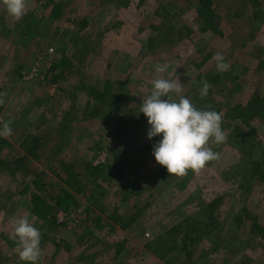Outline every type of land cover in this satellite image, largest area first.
<instances>
[{"label":"rangeland","instance_id":"rangeland-1","mask_svg":"<svg viewBox=\"0 0 264 264\" xmlns=\"http://www.w3.org/2000/svg\"><path fill=\"white\" fill-rule=\"evenodd\" d=\"M203 1L28 0L19 22L0 4V121L12 120L0 137V264H26L9 238L24 215L42 233L38 264H264V0H209L216 18L202 32ZM157 64L222 117L226 140L209 145L219 159L199 174L160 177L162 136L148 139L140 112ZM64 178L79 206L54 210L51 234L31 196Z\"/></svg>","mask_w":264,"mask_h":264},{"label":"clouds","instance_id":"clouds-1","mask_svg":"<svg viewBox=\"0 0 264 264\" xmlns=\"http://www.w3.org/2000/svg\"><path fill=\"white\" fill-rule=\"evenodd\" d=\"M9 16L19 22L28 10V0H0ZM216 71L224 73L230 65L221 52L212 58ZM166 66H155L156 78L151 81L150 95L142 99L140 112L150 128L147 137L162 136L154 146L152 155L157 164L166 168L170 176L183 177L191 170L199 174L205 166L219 159V154L210 147V142L219 145L226 140L222 130V117L215 110L198 109L190 99L180 95L183 85L179 79L163 78ZM195 83V81H193ZM201 98L208 94L211 85L206 80L199 82ZM175 94L178 99H173ZM0 93V105L5 103ZM12 120L0 121V137L12 134ZM41 230L35 227L27 215L16 218L9 238L15 243L19 260L26 264H38L42 249Z\"/></svg>","mask_w":264,"mask_h":264},{"label":"trees","instance_id":"trees-1","mask_svg":"<svg viewBox=\"0 0 264 264\" xmlns=\"http://www.w3.org/2000/svg\"><path fill=\"white\" fill-rule=\"evenodd\" d=\"M209 0H204L203 2H201L199 8H197V22L198 20L202 21L201 23V31H207L208 28H210L211 26H213L214 24V18H216V15L214 13V10L211 8L210 2H208ZM252 5L257 9L259 3L257 2V0H254L252 2ZM54 11H58V9H54ZM65 68V67H63ZM66 69V68H65ZM63 72V71H62ZM253 109V108H252ZM246 118V116H245ZM4 141V140H2ZM3 143H7L6 141H4ZM35 143H37V139H35ZM37 147V144H35V146L33 148H29V152H32L34 148ZM2 164H5V162H3ZM8 164V163H7ZM253 164V163H252ZM5 167V165H4ZM11 164L9 163L7 165V168H10ZM261 167L260 163H255V167L253 168H259ZM72 168V165H67L64 168V172L66 174V177H68L67 175L70 173ZM88 169H90V174L91 176H95L97 175L99 172L102 173L101 170H99L96 167H88ZM168 172L166 170L165 167L162 168V170L160 171V177L161 178H165L167 176ZM257 175V172H252L251 173V177H255ZM65 179V178H64ZM64 184L59 186L57 188V192H55V194L51 195V194H47L44 197H41L38 194H32V209L31 212L34 216L39 217L40 219L44 220L45 225H46V231L53 234L55 233L58 228H60V224H58L56 222V220L53 218H51L52 212L54 210H63V211H70L72 209H75L79 206V202L76 199V197L67 189V186H69L71 184V180H69L68 178H66L63 182ZM215 204L212 203L211 207H213ZM46 217H50L51 219L47 220L48 218ZM119 216H115V217H111V219L113 221H116L118 223V225L120 227H127L128 225H130L133 220H130V222L127 225H124L121 223V220H119V218H116Z\"/></svg>","mask_w":264,"mask_h":264}]
</instances>
